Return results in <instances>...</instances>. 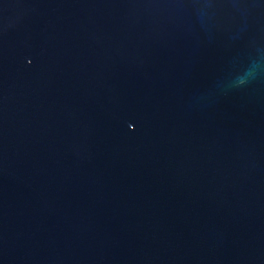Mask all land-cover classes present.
Segmentation results:
<instances>
[{
  "label": "water",
  "instance_id": "water-1",
  "mask_svg": "<svg viewBox=\"0 0 264 264\" xmlns=\"http://www.w3.org/2000/svg\"><path fill=\"white\" fill-rule=\"evenodd\" d=\"M0 264H264V0H0Z\"/></svg>",
  "mask_w": 264,
  "mask_h": 264
}]
</instances>
